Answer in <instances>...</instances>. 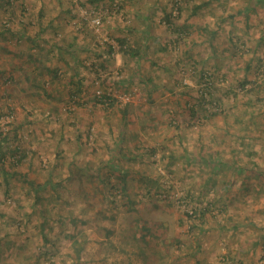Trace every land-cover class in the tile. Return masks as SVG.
I'll return each instance as SVG.
<instances>
[{
  "label": "rangeland",
  "instance_id": "rangeland-1",
  "mask_svg": "<svg viewBox=\"0 0 264 264\" xmlns=\"http://www.w3.org/2000/svg\"><path fill=\"white\" fill-rule=\"evenodd\" d=\"M0 264H264V0H0Z\"/></svg>",
  "mask_w": 264,
  "mask_h": 264
},
{
  "label": "trees",
  "instance_id": "trees-1",
  "mask_svg": "<svg viewBox=\"0 0 264 264\" xmlns=\"http://www.w3.org/2000/svg\"><path fill=\"white\" fill-rule=\"evenodd\" d=\"M6 2H9V1H6ZM117 43L120 45L119 49L125 53L126 55L129 54L130 56H137L139 55V53L134 49V47H131V46H128V40L126 37H122V38H117ZM109 50H111V47H109ZM110 52V51H109ZM247 83L246 80H244V82L241 84L242 86H244V84ZM192 110V109H191ZM194 112V110H192V113ZM15 153H16V158H17V161L20 162L25 156V152L22 153V154H18L20 152V150L17 148L14 149ZM193 215L194 216H200V215H204V213L206 212V207L203 208V209H198V210H193ZM186 215L188 217H191L192 214L190 213H186Z\"/></svg>",
  "mask_w": 264,
  "mask_h": 264
},
{
  "label": "built area",
  "instance_id": "built-area-1",
  "mask_svg": "<svg viewBox=\"0 0 264 264\" xmlns=\"http://www.w3.org/2000/svg\"><path fill=\"white\" fill-rule=\"evenodd\" d=\"M108 97H109V96H108ZM103 100H104V102H105V99H103ZM107 100H110V99H107ZM124 100H127V99L124 98Z\"/></svg>",
  "mask_w": 264,
  "mask_h": 264
},
{
  "label": "crops",
  "instance_id": "crops-1",
  "mask_svg": "<svg viewBox=\"0 0 264 264\" xmlns=\"http://www.w3.org/2000/svg\"><path fill=\"white\" fill-rule=\"evenodd\" d=\"M139 56H140V54H139Z\"/></svg>",
  "mask_w": 264,
  "mask_h": 264
}]
</instances>
